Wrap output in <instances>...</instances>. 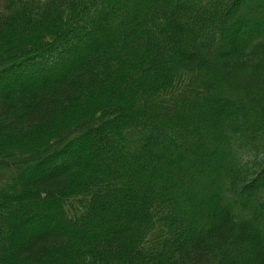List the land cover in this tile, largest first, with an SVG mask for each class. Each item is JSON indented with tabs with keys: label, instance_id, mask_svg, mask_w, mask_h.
<instances>
[{
	"label": "trees",
	"instance_id": "obj_1",
	"mask_svg": "<svg viewBox=\"0 0 264 264\" xmlns=\"http://www.w3.org/2000/svg\"><path fill=\"white\" fill-rule=\"evenodd\" d=\"M0 264H264V0H0Z\"/></svg>",
	"mask_w": 264,
	"mask_h": 264
},
{
	"label": "rangeland",
	"instance_id": "obj_2",
	"mask_svg": "<svg viewBox=\"0 0 264 264\" xmlns=\"http://www.w3.org/2000/svg\"><path fill=\"white\" fill-rule=\"evenodd\" d=\"M215 1V0H214ZM245 32V31H244ZM252 156V155H251ZM240 157V159H238L239 161H242V163H240L239 165H238V167H240L241 165H247V163L249 164L250 163V160L249 159H254V157L252 158H250L249 157V159L247 158V159H245L244 160V156L242 157L241 155L239 156ZM235 158V154H233V153H231V154H228V156H227V158H223V161H224V163L227 165V164H233V159ZM254 164V162H252V165ZM199 167V165H197L196 166V168H198ZM237 167V166H236ZM260 167H258L257 168V170L259 169ZM182 186L184 185L185 187H186V184H185V182H183L182 181ZM249 192H254V194H260L261 193V190H260V188H259V186H256V187H254V188H251L250 190H249Z\"/></svg>",
	"mask_w": 264,
	"mask_h": 264
}]
</instances>
